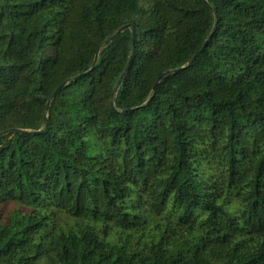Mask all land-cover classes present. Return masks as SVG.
Segmentation results:
<instances>
[{
  "label": "trees",
  "instance_id": "1",
  "mask_svg": "<svg viewBox=\"0 0 264 264\" xmlns=\"http://www.w3.org/2000/svg\"><path fill=\"white\" fill-rule=\"evenodd\" d=\"M0 133V264H264V0H0Z\"/></svg>",
  "mask_w": 264,
  "mask_h": 264
},
{
  "label": "water",
  "instance_id": "2",
  "mask_svg": "<svg viewBox=\"0 0 264 264\" xmlns=\"http://www.w3.org/2000/svg\"><path fill=\"white\" fill-rule=\"evenodd\" d=\"M127 28H131V29H132V33H133V46H132V54H131V57H130V59H129V64L127 65L125 71H126L127 68L130 66V63H131V61H132V56H133V53H134V51H135V40H136V38H137V29H136L135 25H130V24L124 25L123 27H121V28L117 31V33H115L111 38H109V39L106 40V42H105V44H107V43H108L109 41H111L114 37H116V36L118 35V33H120L121 31H123L124 29H127ZM208 39H209V38H208ZM208 39L203 43V45H202L201 48H200V51H202V50L205 48V46H206V44H207V42H208ZM196 56H197V54H195V55L189 60V62H188L187 65H184V66L178 67V68L174 69V71H179V70H181V69H183V68H185V67H187V66H190V65L194 62V60L196 59ZM97 61H98V54L96 55V57H95V59H94V61H93V64H92L91 68H90L88 71H85V72H83V73H80V74H77V75H75V76H73V77H70V78H68L67 80H65L63 83H61V84H60V85H59V86H58V87L52 92L51 96L49 97V99H48V101H47V104H46V111H48V110L50 109L51 101L57 96V94L59 93V91L62 89V87H63L68 81H70V80H77V79L80 78L82 75L87 74L90 70L93 69V67L96 65ZM165 74H166V73L161 74V75L156 79V81H155V83H154V85H153V92L156 91L159 81L162 79V77H163ZM136 108H138V107L130 108V109H124L123 111L134 110V109H136ZM44 120L47 121V115H45ZM14 130H15V128H11V129H8L7 132H9V131H14ZM42 131H43L42 129H39V130H37L36 132H42ZM0 134H1V133H0Z\"/></svg>",
  "mask_w": 264,
  "mask_h": 264
},
{
  "label": "rangeland",
  "instance_id": "3",
  "mask_svg": "<svg viewBox=\"0 0 264 264\" xmlns=\"http://www.w3.org/2000/svg\"><path fill=\"white\" fill-rule=\"evenodd\" d=\"M15 207H16V205L13 202H10L8 204H4L1 207L4 218H6L9 214V212H11ZM62 216H63V219H67L66 215L62 214Z\"/></svg>",
  "mask_w": 264,
  "mask_h": 264
}]
</instances>
